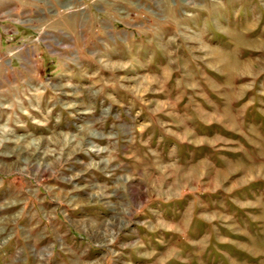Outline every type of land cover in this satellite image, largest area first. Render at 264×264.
I'll return each instance as SVG.
<instances>
[{"label": "rangeland", "instance_id": "obj_1", "mask_svg": "<svg viewBox=\"0 0 264 264\" xmlns=\"http://www.w3.org/2000/svg\"><path fill=\"white\" fill-rule=\"evenodd\" d=\"M0 264H264V0H0Z\"/></svg>", "mask_w": 264, "mask_h": 264}, {"label": "bare ground", "instance_id": "obj_2", "mask_svg": "<svg viewBox=\"0 0 264 264\" xmlns=\"http://www.w3.org/2000/svg\"><path fill=\"white\" fill-rule=\"evenodd\" d=\"M238 69V68H237Z\"/></svg>", "mask_w": 264, "mask_h": 264}]
</instances>
